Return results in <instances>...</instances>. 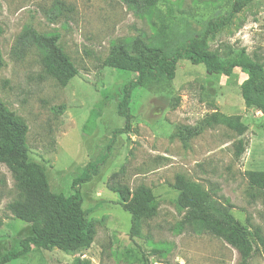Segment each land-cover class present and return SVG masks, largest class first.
<instances>
[{
	"label": "rangeland",
	"instance_id": "obj_1",
	"mask_svg": "<svg viewBox=\"0 0 264 264\" xmlns=\"http://www.w3.org/2000/svg\"><path fill=\"white\" fill-rule=\"evenodd\" d=\"M234 1L163 0L151 15H138L121 0H0V102L27 124L29 158L43 166L50 189L65 195L73 193L76 177L94 170L80 184L82 208L94 229L90 247L34 248L5 264H144L145 256L150 264H243L220 237L174 230L181 214L173 184L175 175L183 174L226 198L236 219L264 235V195L250 189L245 176L247 170H264V115L244 103L241 84L247 74L235 67L226 76L180 60L172 80L133 89L125 131L117 105L136 74L104 64L121 39L140 35L150 41L159 35L173 43L202 36L212 19L228 16ZM26 25L58 35L77 68L66 84L43 74L36 48L22 57L12 54ZM208 45L225 64L240 54L264 63V0H252L235 13L227 26L208 35ZM215 110L239 116L246 131L238 135L223 125L198 130ZM238 140L244 143L239 157ZM0 177L6 181L0 197L1 257L32 229L5 209L15 190L3 164ZM117 183L130 188L127 202L111 189ZM140 185L155 196L157 212L131 235L125 207L135 204ZM253 246L245 264H264V250Z\"/></svg>",
	"mask_w": 264,
	"mask_h": 264
},
{
	"label": "trees",
	"instance_id": "obj_2",
	"mask_svg": "<svg viewBox=\"0 0 264 264\" xmlns=\"http://www.w3.org/2000/svg\"><path fill=\"white\" fill-rule=\"evenodd\" d=\"M121 1L138 15H151L163 0ZM251 1L235 0L228 16L212 19L202 36L172 43L159 35L150 41L139 35L131 41L118 40L111 46L104 64L136 74L134 79L124 85L122 98L117 105L118 114L125 118V131L130 129L132 115L128 107L133 89L149 82L172 80L180 60H187L193 65L202 64L208 71L220 72L226 76L235 67L240 68L247 74L241 84L245 105L257 108L264 115V63L256 57L240 54L225 64L217 53L209 50L208 45V35H214L227 26L234 14ZM58 38L57 34H44L31 25H26L14 42L12 54L22 57L30 48H36L40 54L43 74L64 85L77 74V68L59 45ZM3 65L0 51V69ZM214 125H223L238 135H242L247 129L239 116L215 110L205 116L198 130ZM27 132V124L0 102V164L10 171L15 190L13 199L5 205V209L11 216L29 223L32 229L31 235L19 241L17 249L8 250L0 257V264L18 259L34 248H89L94 241V229L82 208L80 192V184L89 181L94 170H86L87 172L73 180V193L70 195L52 191L43 166L29 158L25 142ZM235 148V155L239 157L244 151L243 141L238 140ZM245 176L248 187L264 195V170H247ZM0 183L1 197L6 187L5 179L0 177ZM173 185L178 192L177 209L181 214L174 226L176 232L187 228L195 234L209 233L220 237L238 252L243 264L253 252L254 244L260 245L264 250L261 229L243 225L236 219L226 198L216 197L183 174L175 175ZM111 189L124 202L128 201L131 194L129 187L117 183ZM134 193L135 204L125 207L131 215V235L139 234L142 223L157 212L155 196L145 186H138ZM159 252L158 249L152 250V253ZM83 264L90 263L86 261ZM144 264H150L146 256Z\"/></svg>",
	"mask_w": 264,
	"mask_h": 264
},
{
	"label": "built area",
	"instance_id": "obj_3",
	"mask_svg": "<svg viewBox=\"0 0 264 264\" xmlns=\"http://www.w3.org/2000/svg\"><path fill=\"white\" fill-rule=\"evenodd\" d=\"M154 264H156V263H154Z\"/></svg>",
	"mask_w": 264,
	"mask_h": 264
}]
</instances>
